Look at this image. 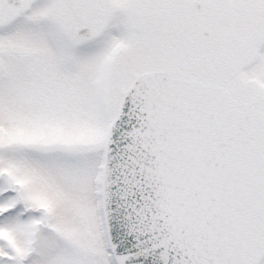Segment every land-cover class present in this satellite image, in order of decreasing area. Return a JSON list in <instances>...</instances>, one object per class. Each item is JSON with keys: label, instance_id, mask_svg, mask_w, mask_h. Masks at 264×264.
<instances>
[{"label": "snow or ice", "instance_id": "snow-or-ice-1", "mask_svg": "<svg viewBox=\"0 0 264 264\" xmlns=\"http://www.w3.org/2000/svg\"><path fill=\"white\" fill-rule=\"evenodd\" d=\"M0 264H264V0H0Z\"/></svg>", "mask_w": 264, "mask_h": 264}]
</instances>
